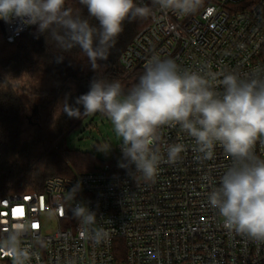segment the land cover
Wrapping results in <instances>:
<instances>
[{
  "label": "built area",
  "instance_id": "obj_1",
  "mask_svg": "<svg viewBox=\"0 0 264 264\" xmlns=\"http://www.w3.org/2000/svg\"><path fill=\"white\" fill-rule=\"evenodd\" d=\"M151 6V0H138ZM151 23L120 57L127 77L140 75L153 54L174 58L182 67L218 73H248L264 68V0H204L194 16H165ZM36 26L0 20L3 38L13 44ZM169 143L188 150L175 165L161 164L154 183L119 167L121 149L97 171L52 177L41 191L0 198V236L15 217L31 222L25 245L39 253L30 264H264V244L228 232L207 203L209 173L218 178L229 160L217 147L213 161L201 162L194 141L178 128L162 131L161 151ZM264 156V146L257 144ZM80 187L74 199L68 192ZM85 204L97 226L111 232L110 242L95 244L79 235L71 209ZM55 227L48 229V222ZM43 247L40 246V243ZM0 264H10L0 258Z\"/></svg>",
  "mask_w": 264,
  "mask_h": 264
},
{
  "label": "clouds",
  "instance_id": "obj_2",
  "mask_svg": "<svg viewBox=\"0 0 264 264\" xmlns=\"http://www.w3.org/2000/svg\"><path fill=\"white\" fill-rule=\"evenodd\" d=\"M67 2L0 0V20L36 26L60 52L78 48L95 71L99 61H107L126 22L146 20L155 10L165 16H194L204 7V0H151V6L138 0H78L87 10L85 17ZM75 105L83 111L65 100L62 110L69 118L101 113L110 121L120 141L118 166L145 183H154L161 164L175 165L188 150L184 143H169L161 151L165 128H178L191 138L201 162L213 161L217 147L222 149L227 167L218 178L211 173L203 177L210 184L207 203L228 232L264 244V156L257 154V144L264 146V68L212 73L182 68L174 58L153 54L131 87L125 89L119 79L96 78ZM79 187L77 183L69 190V199ZM71 212L82 238L97 245L110 242L111 232L97 226L96 212L83 203ZM4 231L0 258L10 264L39 260V253L24 246L34 231L31 222L15 217Z\"/></svg>",
  "mask_w": 264,
  "mask_h": 264
},
{
  "label": "trees",
  "instance_id": "obj_3",
  "mask_svg": "<svg viewBox=\"0 0 264 264\" xmlns=\"http://www.w3.org/2000/svg\"><path fill=\"white\" fill-rule=\"evenodd\" d=\"M67 6L74 13L87 16L86 8L78 0H68ZM150 23V18L126 22L107 61L98 62L100 73H86L83 67L88 60L78 48L60 52L55 42L50 37L47 40L36 28L13 44L5 41L0 29V198L41 191L46 180L52 177H74L99 169L102 162L92 154L66 149L63 144L51 150L54 143L60 139L64 141L88 117L69 118L62 110L63 105L67 99L82 112V106L75 105V98L89 91L93 79L124 78L120 57ZM139 76L130 77L133 80L128 87L136 83ZM69 86L74 90L68 89ZM34 99L42 100L45 107L61 105L62 108L52 122L36 127L27 139L25 126L30 120L27 109Z\"/></svg>",
  "mask_w": 264,
  "mask_h": 264
},
{
  "label": "rangeland",
  "instance_id": "obj_4",
  "mask_svg": "<svg viewBox=\"0 0 264 264\" xmlns=\"http://www.w3.org/2000/svg\"><path fill=\"white\" fill-rule=\"evenodd\" d=\"M86 73H100L99 70H93L90 63L84 65ZM133 78L124 75L120 81L125 86V89L129 88L128 84ZM70 90H74L72 86H69ZM47 105V104H46ZM61 105L45 107L42 100L34 99V102L29 105L27 109L28 118L26 121L25 131L26 138H30L38 126H43L46 122H52L53 119L60 113ZM34 110H37V115L34 117ZM33 115V116H32ZM37 125V126H36ZM120 141L115 136L110 121L101 115H90L86 117L82 123L74 130H72L64 139H60L54 143L51 150L56 147H61L62 144L66 149L77 150L94 155L100 160V167L104 162L109 161L115 157L119 151ZM75 174H77L75 172ZM48 229L55 227L53 221L48 222Z\"/></svg>",
  "mask_w": 264,
  "mask_h": 264
}]
</instances>
